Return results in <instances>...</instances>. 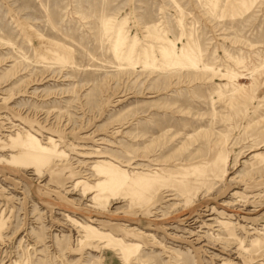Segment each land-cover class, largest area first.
<instances>
[{
	"label": "rangeland",
	"instance_id": "rangeland-1",
	"mask_svg": "<svg viewBox=\"0 0 264 264\" xmlns=\"http://www.w3.org/2000/svg\"><path fill=\"white\" fill-rule=\"evenodd\" d=\"M0 264H264V0H0Z\"/></svg>",
	"mask_w": 264,
	"mask_h": 264
},
{
	"label": "bare ground",
	"instance_id": "bare-ground-1",
	"mask_svg": "<svg viewBox=\"0 0 264 264\" xmlns=\"http://www.w3.org/2000/svg\"><path fill=\"white\" fill-rule=\"evenodd\" d=\"M191 61V60H190Z\"/></svg>",
	"mask_w": 264,
	"mask_h": 264
}]
</instances>
